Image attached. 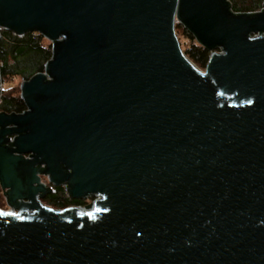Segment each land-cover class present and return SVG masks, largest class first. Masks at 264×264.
Here are the masks:
<instances>
[{
    "label": "water",
    "instance_id": "95a60500",
    "mask_svg": "<svg viewBox=\"0 0 264 264\" xmlns=\"http://www.w3.org/2000/svg\"><path fill=\"white\" fill-rule=\"evenodd\" d=\"M177 22L211 52L205 71ZM0 28L52 45L21 85L27 110L0 112V186L18 211L0 210V264H264V9L0 0ZM64 184L102 200L45 205Z\"/></svg>",
    "mask_w": 264,
    "mask_h": 264
},
{
    "label": "trees",
    "instance_id": "16d2710c",
    "mask_svg": "<svg viewBox=\"0 0 264 264\" xmlns=\"http://www.w3.org/2000/svg\"><path fill=\"white\" fill-rule=\"evenodd\" d=\"M231 10L236 14L255 13L263 8L264 0H229ZM177 37L189 42L185 55L199 68L204 69L211 52L200 45L195 37L180 23H176ZM180 42V40H179ZM181 45V43H180ZM182 48V46H181ZM52 58L51 42L39 33L28 32L23 36L0 28V87L12 78L30 80L39 72H45V65ZM27 110L19 89H0V112L20 114ZM0 186V199L3 197ZM43 203L54 209H65L72 205L83 204L82 200H71L61 187L43 199Z\"/></svg>",
    "mask_w": 264,
    "mask_h": 264
},
{
    "label": "built area",
    "instance_id": "2783aa9c",
    "mask_svg": "<svg viewBox=\"0 0 264 264\" xmlns=\"http://www.w3.org/2000/svg\"><path fill=\"white\" fill-rule=\"evenodd\" d=\"M263 9L264 8H262L260 11H262ZM258 36H259V34L258 35H254L253 38L258 37ZM217 52L220 53V50L217 51ZM0 89H1V91L3 90L2 88H0ZM15 137L16 136L10 137V143L8 145H11V144L14 143ZM26 158H29V156H26ZM41 184L45 185L47 188H53V185L49 181V176L41 175ZM61 188H63V190L65 191L66 196L69 197L68 196V192H67V185L64 184V185L61 186ZM100 200H102V196H100V195H90V196H87L85 199L82 200L84 202L83 204L72 205V206H69V207H75L78 210H80L81 212L93 213L95 211V209H96L97 202L100 201ZM0 210L3 211V212H12L14 214H18V211H15V210H13V209H11L9 207L6 210L1 209V208H0ZM56 210H61V209H56Z\"/></svg>",
    "mask_w": 264,
    "mask_h": 264
},
{
    "label": "rangeland",
    "instance_id": "374dc122",
    "mask_svg": "<svg viewBox=\"0 0 264 264\" xmlns=\"http://www.w3.org/2000/svg\"><path fill=\"white\" fill-rule=\"evenodd\" d=\"M179 40H180V43H181V46H182V50H185L186 48H188V46H189V42L188 41L184 40L182 37H179ZM205 68L204 69L199 68V69L201 71H205ZM23 81L24 80L22 78H20V77H18V78H12V79H10V80L7 81V84L3 82L1 84V87L0 88L5 89V87L7 85V88H9V89H15L16 91H17V89H19L20 92H21V85H22ZM0 208L1 209H4V210L8 209L7 202H6V198H5L4 195L0 199Z\"/></svg>",
    "mask_w": 264,
    "mask_h": 264
}]
</instances>
